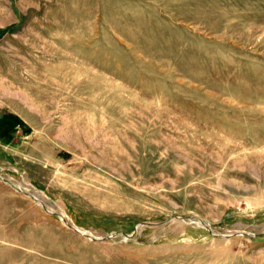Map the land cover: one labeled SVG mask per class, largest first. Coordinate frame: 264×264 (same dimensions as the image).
I'll list each match as a JSON object with an SVG mask.
<instances>
[{"label":"rangeland","instance_id":"obj_1","mask_svg":"<svg viewBox=\"0 0 264 264\" xmlns=\"http://www.w3.org/2000/svg\"><path fill=\"white\" fill-rule=\"evenodd\" d=\"M0 264H264V0H0Z\"/></svg>","mask_w":264,"mask_h":264},{"label":"trees","instance_id":"obj_2","mask_svg":"<svg viewBox=\"0 0 264 264\" xmlns=\"http://www.w3.org/2000/svg\"><path fill=\"white\" fill-rule=\"evenodd\" d=\"M2 118L5 119V120H7L12 127H15V126H23L22 120L16 114H14V113H10V112L9 113H4L2 115ZM23 130L25 132H27L28 131V128H24Z\"/></svg>","mask_w":264,"mask_h":264}]
</instances>
